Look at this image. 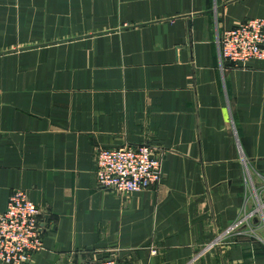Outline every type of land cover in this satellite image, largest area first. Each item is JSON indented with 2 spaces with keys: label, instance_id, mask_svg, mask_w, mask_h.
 <instances>
[{
  "label": "crops",
  "instance_id": "obj_1",
  "mask_svg": "<svg viewBox=\"0 0 264 264\" xmlns=\"http://www.w3.org/2000/svg\"><path fill=\"white\" fill-rule=\"evenodd\" d=\"M252 18L264 0H0V212L22 189L44 217L27 264H264V61L218 46ZM143 143L156 187L97 186L98 149Z\"/></svg>",
  "mask_w": 264,
  "mask_h": 264
},
{
  "label": "built area",
  "instance_id": "obj_2",
  "mask_svg": "<svg viewBox=\"0 0 264 264\" xmlns=\"http://www.w3.org/2000/svg\"><path fill=\"white\" fill-rule=\"evenodd\" d=\"M222 69L245 68L251 60L264 61V19L252 18L223 30L218 37ZM97 186L132 193L156 187L162 179L161 159L143 143L100 148L94 157ZM43 213L22 189H14L0 212V262L27 264L44 249ZM84 264H131L105 258Z\"/></svg>",
  "mask_w": 264,
  "mask_h": 264
}]
</instances>
